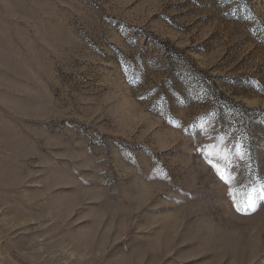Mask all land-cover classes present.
<instances>
[{
	"label": "rangeland",
	"instance_id": "1",
	"mask_svg": "<svg viewBox=\"0 0 264 264\" xmlns=\"http://www.w3.org/2000/svg\"><path fill=\"white\" fill-rule=\"evenodd\" d=\"M0 264H264V0H0Z\"/></svg>",
	"mask_w": 264,
	"mask_h": 264
},
{
	"label": "snow or ice",
	"instance_id": "2",
	"mask_svg": "<svg viewBox=\"0 0 264 264\" xmlns=\"http://www.w3.org/2000/svg\"><path fill=\"white\" fill-rule=\"evenodd\" d=\"M248 207H250V208H253V209H254L255 205H254V203H252V202H249V204H248Z\"/></svg>",
	"mask_w": 264,
	"mask_h": 264
}]
</instances>
